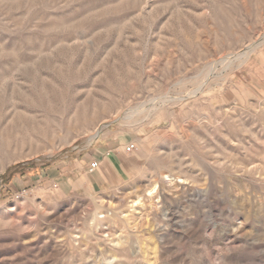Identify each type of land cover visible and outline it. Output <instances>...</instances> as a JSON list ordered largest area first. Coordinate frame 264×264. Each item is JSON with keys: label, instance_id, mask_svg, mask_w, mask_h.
Returning <instances> with one entry per match:
<instances>
[{"label": "rangeland", "instance_id": "rangeland-1", "mask_svg": "<svg viewBox=\"0 0 264 264\" xmlns=\"http://www.w3.org/2000/svg\"><path fill=\"white\" fill-rule=\"evenodd\" d=\"M0 264H264V0H0Z\"/></svg>", "mask_w": 264, "mask_h": 264}, {"label": "built area", "instance_id": "built-area-1", "mask_svg": "<svg viewBox=\"0 0 264 264\" xmlns=\"http://www.w3.org/2000/svg\"><path fill=\"white\" fill-rule=\"evenodd\" d=\"M97 168H98V162H97V161L91 162V164H90V166H89V172H93V171H95Z\"/></svg>", "mask_w": 264, "mask_h": 264}, {"label": "crops", "instance_id": "crops-1", "mask_svg": "<svg viewBox=\"0 0 264 264\" xmlns=\"http://www.w3.org/2000/svg\"><path fill=\"white\" fill-rule=\"evenodd\" d=\"M90 173H91V175H96L97 172L95 173V171H93V172H90Z\"/></svg>", "mask_w": 264, "mask_h": 264}, {"label": "bare ground", "instance_id": "bare-ground-1", "mask_svg": "<svg viewBox=\"0 0 264 264\" xmlns=\"http://www.w3.org/2000/svg\"><path fill=\"white\" fill-rule=\"evenodd\" d=\"M97 133H98V132L96 131L95 134H94V136H95ZM92 135H93V134H92Z\"/></svg>", "mask_w": 264, "mask_h": 264}]
</instances>
